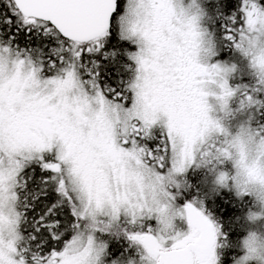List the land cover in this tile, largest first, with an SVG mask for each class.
<instances>
[{
  "label": "snow or ice",
  "instance_id": "snow-or-ice-1",
  "mask_svg": "<svg viewBox=\"0 0 264 264\" xmlns=\"http://www.w3.org/2000/svg\"><path fill=\"white\" fill-rule=\"evenodd\" d=\"M253 198L264 0H0V264H220Z\"/></svg>",
  "mask_w": 264,
  "mask_h": 264
},
{
  "label": "trees",
  "instance_id": "trees-1",
  "mask_svg": "<svg viewBox=\"0 0 264 264\" xmlns=\"http://www.w3.org/2000/svg\"><path fill=\"white\" fill-rule=\"evenodd\" d=\"M229 196L234 197V193H229ZM184 201L179 202V207H183ZM219 219V217H214ZM180 220V219H178ZM224 224V230L229 233V238L225 241L221 238L218 243L221 247L217 249L218 256L220 257V264H235L236 260L243 254L242 250L237 247V244L245 236V225L238 222L235 226L231 220H220ZM181 224L180 229L184 230L185 226L182 225V220L179 221ZM185 231V230H184Z\"/></svg>",
  "mask_w": 264,
  "mask_h": 264
},
{
  "label": "clouds",
  "instance_id": "clouds-1",
  "mask_svg": "<svg viewBox=\"0 0 264 264\" xmlns=\"http://www.w3.org/2000/svg\"><path fill=\"white\" fill-rule=\"evenodd\" d=\"M253 204H254L253 211L256 212H259L261 208L264 207V205H261V203L255 198H253ZM243 224L245 225L246 234L237 244V247H239L242 250V252H243V241L244 239H246L249 231H255L259 235L264 236V224H261L260 222H256L254 226L251 222L247 221L246 219H243ZM254 264H259V262H254Z\"/></svg>",
  "mask_w": 264,
  "mask_h": 264
},
{
  "label": "rangeland",
  "instance_id": "rangeland-1",
  "mask_svg": "<svg viewBox=\"0 0 264 264\" xmlns=\"http://www.w3.org/2000/svg\"><path fill=\"white\" fill-rule=\"evenodd\" d=\"M179 221H180V220L177 219L176 222H175V230H176L177 232L187 234L188 231L190 230V229H189V226H188V224H187V221H186V220H182V225L185 226V228H184L185 231L182 230V229H180L181 224L179 223ZM168 246H170V244H169ZM242 253H243V252H242Z\"/></svg>",
  "mask_w": 264,
  "mask_h": 264
}]
</instances>
